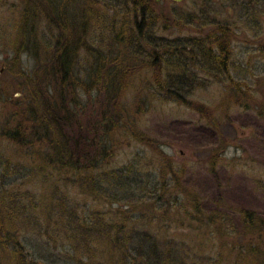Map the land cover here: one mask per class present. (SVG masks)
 Listing matches in <instances>:
<instances>
[{
	"label": "trees",
	"instance_id": "obj_1",
	"mask_svg": "<svg viewBox=\"0 0 264 264\" xmlns=\"http://www.w3.org/2000/svg\"><path fill=\"white\" fill-rule=\"evenodd\" d=\"M120 1L125 9L110 21L95 0H85L74 38L73 23L58 17L65 14L45 1L58 32L53 44L41 45L42 56L32 53L36 77L48 78L53 94L29 74L20 101L10 100L7 87L0 85V107L11 108L0 113V264H264V218L259 212L222 199L204 210L199 192L181 180L184 169L159 149L157 139L138 128L136 113L144 111L146 100L137 94L135 109L125 105L131 74L126 60L136 59L140 50L134 25L140 28L145 21L150 26V10L159 4L158 11L168 13L159 0ZM20 11L7 41L17 56L30 48L34 13L40 12L36 0L25 2ZM27 16L31 30L24 27ZM169 16L174 22L178 17L190 25L193 20L210 25L200 36L159 40L151 43L152 50L148 44L145 51L155 54L143 61L152 69L155 92L195 110L216 128L214 108L187 95L196 84L225 82L221 107H252L264 121V72L251 75L250 82L232 77L227 23L205 19L203 10ZM94 22L103 27L100 33H109L105 51L83 43L91 24L96 28ZM81 51L92 60L90 81L81 79L74 65ZM195 64L209 75L200 83L185 71ZM7 71L20 75L11 67ZM81 89H96L99 104L91 112L80 107ZM124 138L154 152L157 172L145 168L136 155L114 164ZM226 144L221 139L206 156L213 175Z\"/></svg>",
	"mask_w": 264,
	"mask_h": 264
},
{
	"label": "rangeland",
	"instance_id": "obj_2",
	"mask_svg": "<svg viewBox=\"0 0 264 264\" xmlns=\"http://www.w3.org/2000/svg\"><path fill=\"white\" fill-rule=\"evenodd\" d=\"M35 0H0V85L6 86L8 97L10 100L17 99L20 101L25 96V75H30L32 80L38 81L40 86L47 88V91L53 94L52 84L43 76L37 78L35 74V66L37 62L33 57V53L43 55L42 44L48 42L49 45L54 43L53 37L56 36L58 28L55 26L54 18L47 12L51 9L49 6L65 14L58 17L67 18L73 23V38L77 35V20L80 17L85 6V0H36V8L40 12L34 13V21L32 24L30 48L21 51L20 55H14V51L9 47L11 35H13V24L21 14L25 2H33ZM163 6V11L168 13L164 16L160 10L161 4L154 8L152 17L147 26L145 21L141 22L140 28L135 27L132 32L135 44L138 45L139 51L136 59L131 57L126 60L130 65L129 71L130 82H128V93H126L125 105L129 109L137 94L146 100L144 111L136 113L138 119V128L153 139H157L159 149L168 155L184 169L181 180L187 186H191L200 194L203 202L204 210L209 211L213 205H218L220 199L230 206L246 207L248 209L257 210L264 218V121L254 112L252 107L242 105L230 106L225 109L219 104L222 95L225 92V82H210L207 86L197 85L192 90L191 95L187 97L198 100L205 105L214 108V115L217 116L218 127L213 128L205 123L206 119L199 116L198 112L190 109L188 106L178 104L167 100V96H163L155 92L151 87V67H147L144 61L152 60V55L145 51L148 44L159 43V40L167 42L172 38H187L193 35L200 36L207 31L210 23L198 22L193 20V24H187L184 19L174 22L170 13L178 14L181 12H190L195 10H203L205 19L217 20V22L227 23L228 29L231 30V56L229 72L234 79H244L250 82L251 75L262 74L264 71V59L262 58V47H264V0H159ZM100 12L105 13L110 21L119 19V15L125 9L124 1L120 0H95ZM44 3V4H42ZM198 9V10H197ZM44 16L42 17V12ZM47 14V15H46ZM198 14V13H196ZM201 15L202 14H198ZM30 18L26 17L27 22L25 28L30 29ZM138 20V19H137ZM96 28L93 29L91 24L90 33L83 42L87 47H96L105 51L104 46L109 33H100L103 27L94 22ZM85 32V33H87ZM153 44L149 45L152 50ZM49 49V47H48ZM159 47L154 48V50ZM49 51V50H48ZM78 60L74 64L78 69L81 79L90 81L94 68L91 58L84 59L86 53L81 51ZM148 54L145 57V54ZM158 54V53H157ZM14 56V57H13ZM164 57V56H163ZM162 57V59H163ZM144 60V61H143ZM136 66V67H132ZM11 67L13 71L18 70L20 75L7 73V69ZM185 68L186 73H190L199 83L207 76L200 70L197 64L188 65ZM93 70V72L91 71ZM89 72V74H87ZM173 73V71L171 70ZM46 76V75H45ZM211 78V77H209ZM211 81V80H208ZM150 82V83H149ZM18 85L22 89L18 91ZM12 86V87H11ZM182 92V90H179ZM91 93V95H89ZM94 91L80 90L78 101H82L85 111L96 108L98 101L95 100ZM167 98V99H166ZM72 109H75L73 102ZM219 105V106H218ZM11 109V108H10ZM2 110L7 112L10 110ZM216 109V110H215ZM1 118V115H0ZM223 140L226 144V150L222 153L220 163L216 166V173L213 175L207 166L206 156L210 148L218 141ZM121 140V150L117 151L118 155L114 157V164H124L127 159H132L136 155L137 158L144 163V167L151 171L157 172L158 163L153 158L154 152L138 143L137 140L128 139ZM128 145H127V143ZM41 183H39V186ZM42 185L47 189L48 180H44ZM38 186V187H39ZM64 251V250H63ZM64 254L65 251H64Z\"/></svg>",
	"mask_w": 264,
	"mask_h": 264
},
{
	"label": "water",
	"instance_id": "obj_3",
	"mask_svg": "<svg viewBox=\"0 0 264 264\" xmlns=\"http://www.w3.org/2000/svg\"><path fill=\"white\" fill-rule=\"evenodd\" d=\"M174 1H180V0H174Z\"/></svg>",
	"mask_w": 264,
	"mask_h": 264
},
{
	"label": "flooded vegetation",
	"instance_id": "obj_4",
	"mask_svg": "<svg viewBox=\"0 0 264 264\" xmlns=\"http://www.w3.org/2000/svg\"><path fill=\"white\" fill-rule=\"evenodd\" d=\"M179 2V1H178Z\"/></svg>",
	"mask_w": 264,
	"mask_h": 264
}]
</instances>
